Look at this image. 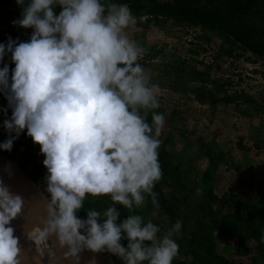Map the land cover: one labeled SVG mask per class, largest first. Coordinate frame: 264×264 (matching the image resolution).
<instances>
[{
    "label": "clouds",
    "instance_id": "1",
    "mask_svg": "<svg viewBox=\"0 0 264 264\" xmlns=\"http://www.w3.org/2000/svg\"><path fill=\"white\" fill-rule=\"evenodd\" d=\"M17 3L22 18L13 24L33 32L28 42L0 44V60L10 52L15 64L10 86L7 64L0 69V91L13 109L4 121L10 137L0 148L10 151L25 128L40 145L50 198L45 227L34 239L46 244L55 235L68 248L64 256L77 261L88 249L107 251L123 264H172L179 253L172 234L182 222L158 237L161 228L135 213L148 198L160 207L153 189L163 175L158 149L165 117L155 111L159 87L139 63L145 49L126 32L135 23L132 10L101 0ZM88 196L112 203L81 219L77 212ZM117 205L130 214L121 219ZM23 206L0 182V264H20L19 240L8 225Z\"/></svg>",
    "mask_w": 264,
    "mask_h": 264
},
{
    "label": "rangeland",
    "instance_id": "2",
    "mask_svg": "<svg viewBox=\"0 0 264 264\" xmlns=\"http://www.w3.org/2000/svg\"><path fill=\"white\" fill-rule=\"evenodd\" d=\"M24 2L26 6L29 0ZM60 11L59 7L56 14ZM21 18L17 0L0 3V37L22 33L24 27L13 24ZM235 22L251 41L264 43V0H256ZM126 32L145 49L139 63L159 87L160 107L155 111L165 117L158 149L163 175L155 186L173 205L175 221L182 222L180 231L172 234L179 245L172 264H264V60L216 30L174 17L143 12ZM11 75L12 69L9 81ZM6 108L8 99L0 91L1 143L10 137L1 113ZM12 147V157L20 158L46 186L40 145L19 135ZM85 202L112 203L108 196H88ZM135 213L161 228L158 237L174 225L150 198ZM248 213L255 215L253 227L230 226L225 237L220 233V223ZM45 245L50 246L48 240ZM103 252L112 264H123L118 256Z\"/></svg>",
    "mask_w": 264,
    "mask_h": 264
},
{
    "label": "trees",
    "instance_id": "3",
    "mask_svg": "<svg viewBox=\"0 0 264 264\" xmlns=\"http://www.w3.org/2000/svg\"><path fill=\"white\" fill-rule=\"evenodd\" d=\"M10 2L11 0H0V3L3 4H7ZM118 3L128 4L130 9L132 10V14L135 17L141 15V13L143 12H146L155 16L178 18L190 24H198L207 27L211 30H216L230 41L242 45L244 48L264 60V43H262L261 41H251L246 36L243 27L237 25L235 22L237 18L247 13L248 10L254 6L256 0H207L206 5L200 6H192L188 3L181 2V0H174L173 2H163L159 0H119ZM58 8L59 6L54 7L53 10L55 14ZM32 32V28H24L22 33L15 32L4 36V38L0 37V44L6 45L8 43L9 38L16 41L17 43L28 42L30 40ZM5 64H7L9 70L14 69L15 67L14 62L11 60L10 52H6L3 60H0V69H2ZM10 84L11 80L9 81V86ZM12 110L13 109L9 107L3 109L1 113L7 119H10L12 115ZM26 133L27 129L25 128L20 133V136L24 138L27 136ZM0 144L3 143L0 142ZM12 148L10 151L0 148V154L12 157ZM15 160L18 161L20 164L24 165L20 158H15ZM154 192L158 194L157 198L160 204L159 208L164 210L167 215L170 216L172 222L175 224L176 221L173 205L169 204L166 201L164 194L157 186H155ZM110 204L111 203L99 206V204L84 202V207L77 212V216L81 219H85L87 211L91 208H96L98 211H103L108 206H110ZM117 207L121 212V219L125 218L128 215L127 209H124L120 205H117ZM235 207L236 209H240V204L236 202ZM254 221L255 215L252 213H248L247 215L243 216H236L232 222H228L227 224H222L218 222L220 223L219 230L220 233L225 237L226 234L230 232V226H233V228L242 226L248 229L253 227ZM100 222H102V218ZM257 231L258 230H255L254 232L256 233ZM239 240L243 241V238L240 236ZM201 241H203L202 238H200L199 243ZM121 244L123 246H126L127 240L122 239ZM192 256L194 257V259H197L198 257L197 254L194 253V251H192ZM199 263L203 264V262ZM179 264H184V262H180Z\"/></svg>",
    "mask_w": 264,
    "mask_h": 264
},
{
    "label": "bare ground",
    "instance_id": "4",
    "mask_svg": "<svg viewBox=\"0 0 264 264\" xmlns=\"http://www.w3.org/2000/svg\"><path fill=\"white\" fill-rule=\"evenodd\" d=\"M19 195L24 201L21 213L14 218L10 225L14 228V236L19 240L21 249L18 259L20 264H52L53 252L50 246H46L34 237L38 236L40 228V218L43 215L42 201L40 197L10 192ZM101 264L91 250L83 249L80 264Z\"/></svg>",
    "mask_w": 264,
    "mask_h": 264
},
{
    "label": "water",
    "instance_id": "5",
    "mask_svg": "<svg viewBox=\"0 0 264 264\" xmlns=\"http://www.w3.org/2000/svg\"><path fill=\"white\" fill-rule=\"evenodd\" d=\"M0 182L3 183L9 192L30 194L40 197L43 207V215L40 218V228L45 227L47 218L45 204L50 198L46 186L30 172L24 165L20 164L13 157L0 154ZM83 234V230H80ZM49 245L53 252L52 264H80L82 251L78 253V261L73 258H66L67 246L61 247L55 235L48 237ZM101 264H112L104 252H93Z\"/></svg>",
    "mask_w": 264,
    "mask_h": 264
}]
</instances>
